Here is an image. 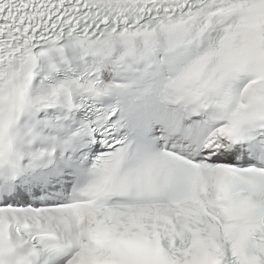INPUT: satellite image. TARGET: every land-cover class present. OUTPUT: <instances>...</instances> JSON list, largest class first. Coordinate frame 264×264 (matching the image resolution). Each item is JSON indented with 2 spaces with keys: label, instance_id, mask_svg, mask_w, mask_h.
I'll list each match as a JSON object with an SVG mask.
<instances>
[{
  "label": "snow or ice",
  "instance_id": "6c2138e0",
  "mask_svg": "<svg viewBox=\"0 0 264 264\" xmlns=\"http://www.w3.org/2000/svg\"><path fill=\"white\" fill-rule=\"evenodd\" d=\"M0 264H264V0H0Z\"/></svg>",
  "mask_w": 264,
  "mask_h": 264
}]
</instances>
